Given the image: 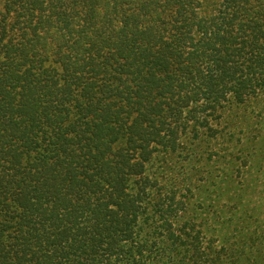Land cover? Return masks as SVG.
<instances>
[{
	"label": "trees",
	"instance_id": "1",
	"mask_svg": "<svg viewBox=\"0 0 264 264\" xmlns=\"http://www.w3.org/2000/svg\"><path fill=\"white\" fill-rule=\"evenodd\" d=\"M9 2L0 7V264H152L144 190L130 186L146 179L147 149L171 133L166 111L188 100L181 91L195 71L183 49L193 30L197 48L261 63L264 0H218L210 14L206 0ZM215 62L226 74V61ZM195 247L192 264L206 254Z\"/></svg>",
	"mask_w": 264,
	"mask_h": 264
},
{
	"label": "rangeland",
	"instance_id": "2",
	"mask_svg": "<svg viewBox=\"0 0 264 264\" xmlns=\"http://www.w3.org/2000/svg\"><path fill=\"white\" fill-rule=\"evenodd\" d=\"M217 1L206 0L201 14ZM191 33L184 61L195 72L181 91L188 100L180 112L166 111L171 133L145 153L148 181L130 186L144 190L142 235L152 264H192L196 245L206 254L196 251L195 264H264V61L236 62L211 45L197 48L199 32ZM224 91L220 101L204 100Z\"/></svg>",
	"mask_w": 264,
	"mask_h": 264
}]
</instances>
